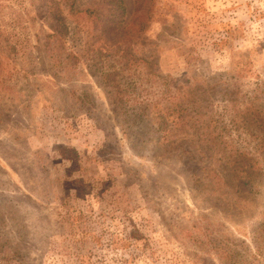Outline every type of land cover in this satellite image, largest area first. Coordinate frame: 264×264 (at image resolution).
<instances>
[{
	"label": "rangeland",
	"instance_id": "rangeland-1",
	"mask_svg": "<svg viewBox=\"0 0 264 264\" xmlns=\"http://www.w3.org/2000/svg\"><path fill=\"white\" fill-rule=\"evenodd\" d=\"M123 1L0 0V264H264V0Z\"/></svg>",
	"mask_w": 264,
	"mask_h": 264
},
{
	"label": "trees",
	"instance_id": "trees-1",
	"mask_svg": "<svg viewBox=\"0 0 264 264\" xmlns=\"http://www.w3.org/2000/svg\"><path fill=\"white\" fill-rule=\"evenodd\" d=\"M71 1L70 13H78L79 11L85 12L88 17L94 18V26H102L103 31L113 30V31H124L125 29H133L131 21L124 23V17L127 14L126 5H124L123 0H109L107 2L110 7L108 15H102L97 7L91 8L87 7L85 9H76L75 3L77 0H68ZM139 1V0H136ZM121 12V13H119ZM136 23H138L136 21ZM121 34V33H120Z\"/></svg>",
	"mask_w": 264,
	"mask_h": 264
}]
</instances>
